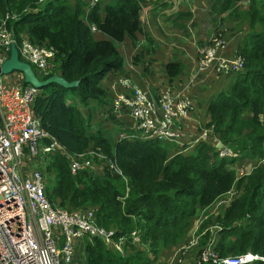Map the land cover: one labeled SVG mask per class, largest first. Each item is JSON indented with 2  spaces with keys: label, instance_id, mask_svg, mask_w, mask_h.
Returning <instances> with one entry per match:
<instances>
[{
  "label": "trees",
  "instance_id": "trees-1",
  "mask_svg": "<svg viewBox=\"0 0 264 264\" xmlns=\"http://www.w3.org/2000/svg\"><path fill=\"white\" fill-rule=\"evenodd\" d=\"M143 1L99 0L89 7L83 0H0L2 17L6 13L14 16L7 19V25L17 42L26 36L54 47L53 72L39 77L58 73L74 82H50L38 88L33 110L42 128L67 152L93 149L104 155L92 158L101 161L100 172L87 166L72 173L67 152L59 149L48 153L43 165V172L49 173L45 193L52 202L69 209L92 207L98 225L112 228L115 237H127L126 254L108 247L99 236L85 237L74 262L151 264L164 248L186 239L200 209L206 218L198 232L209 223L216 224L213 231L199 235L201 245L213 237V249L219 256L248 250L264 255V161L259 162L264 154V0H249L240 12L236 0L211 2L213 11L229 8L249 25L238 48L244 59L242 70L234 72L229 85L207 101L209 119L204 125L230 154H221L208 137L198 139L189 150L186 145L176 148L175 142L157 138H114L101 124L93 128L90 109L86 114L80 109L90 102L108 104L101 81L108 72L123 67L114 41L128 38L137 43ZM173 11L171 16L177 13ZM145 40L152 53L155 42L148 34ZM165 68L173 77L183 65L170 60ZM22 83L28 84L23 79ZM51 137L42 142H50ZM248 158H257L252 166H245L251 168L248 174L237 176L228 166ZM235 185L237 195L217 214L208 213ZM133 229H139L145 247L132 244ZM80 251L84 262L76 259Z\"/></svg>",
  "mask_w": 264,
  "mask_h": 264
},
{
  "label": "built area",
  "instance_id": "built-area-1",
  "mask_svg": "<svg viewBox=\"0 0 264 264\" xmlns=\"http://www.w3.org/2000/svg\"><path fill=\"white\" fill-rule=\"evenodd\" d=\"M83 1L90 7L99 0ZM165 1L171 4L172 10H176V0ZM240 2L246 4L249 0H237L235 6ZM9 17L14 16L6 13L0 18V264H73L79 245L89 236H99L105 245L126 254L129 251L127 237H115L112 228L98 225L92 207L69 209L52 202L45 193L46 180L42 167L24 168L26 154L30 158L43 154L44 161H47L48 153L56 149L66 150L42 128L33 110L38 88L31 84L23 85L19 78H6L1 71V64L8 58L12 44L17 47L19 59L34 65L40 73L49 71L55 49L46 43L33 42L26 36L20 43L17 42L7 25ZM91 28L96 30L94 26ZM227 47L223 35H211L207 42L198 46L195 66L188 78L159 92L139 84L131 76L118 77L113 82V110H126L132 124L128 130H121L117 138L140 136L183 145V123L191 118L193 109V97L189 90L197 73L213 68L222 75H232L243 68L242 54L238 50L229 54ZM209 135L217 146L220 140L205 125L198 131L197 140L206 139ZM46 137H51L50 142H42ZM220 153L230 154V150L221 147ZM67 155L72 173L87 166L98 168L92 158L94 155L104 156L93 149L80 153L67 152ZM262 161L264 154L259 162ZM112 165L117 168L115 163ZM239 168L238 176L248 173L244 167ZM129 237L132 244L145 247L139 229H133ZM192 237L189 244H183L181 248L195 245L198 236ZM201 253L195 264L264 261V255L249 250L219 256L213 249V237Z\"/></svg>",
  "mask_w": 264,
  "mask_h": 264
},
{
  "label": "crops",
  "instance_id": "crops-1",
  "mask_svg": "<svg viewBox=\"0 0 264 264\" xmlns=\"http://www.w3.org/2000/svg\"><path fill=\"white\" fill-rule=\"evenodd\" d=\"M211 2L212 0H179L175 10L177 13L171 16L174 11L171 7L168 8L169 3L161 0H144L140 9L142 29L137 33V43L133 44L128 38L123 41H114L123 56V67L120 71L108 72L101 81L106 90L108 104L98 105L96 102H90L88 107L81 106L82 112L86 114L90 109L92 115L99 112L100 121L112 119L120 126L119 130L113 129L110 133L111 131L102 128L110 135L117 136L122 128L127 129L132 124L126 110L121 109L118 112L113 110V82L118 77L131 76L139 84L159 92L164 87H174L176 82L188 78L195 66L198 46L207 42L211 35L221 34L226 38L228 43L226 51L229 54L237 51L247 29L241 25V21L236 20L238 17L232 13L229 14V8L222 12L211 11ZM145 34H148L155 42L152 53L146 46ZM170 60H175L183 65L182 71L173 77L168 76L165 68L166 62ZM229 76L222 75L213 68L197 73L189 90V94L193 97L191 118L183 123L182 142L184 145L187 142L190 144L189 146H192L197 141L198 131L209 119L207 101L213 94L229 85L231 82ZM93 119L92 124L97 127L94 116ZM208 138L213 142L211 135ZM189 141H193V143ZM256 161L257 158H248L239 160L232 165L235 169L243 166L250 167ZM168 258L167 260L163 258L161 264H170V259L179 260V256L175 252ZM76 259L84 262L83 252L80 251L76 255ZM159 260L160 256L151 264H160ZM73 264L78 263L75 261Z\"/></svg>",
  "mask_w": 264,
  "mask_h": 264
},
{
  "label": "rangeland",
  "instance_id": "rangeland-1",
  "mask_svg": "<svg viewBox=\"0 0 264 264\" xmlns=\"http://www.w3.org/2000/svg\"><path fill=\"white\" fill-rule=\"evenodd\" d=\"M176 1L179 2V0H176ZM248 3L242 4V2H240L239 5L237 6L238 7V11L240 12L244 8H246L248 6ZM211 11H213L212 8H211ZM230 13L231 12H229V14ZM1 17H2V15L0 14V18ZM236 20L237 21H241V25L242 26L244 25V27L246 29L248 28L249 25L247 24V21L245 19H242L241 16L238 17ZM191 25L194 26V24H192V23H191ZM242 30H243V28H242ZM32 68L34 69V72H35L36 76L39 79H41L39 77V75H47V74H51L53 72L52 64L49 66V71L47 73L37 72L35 70L34 65H32ZM3 75L6 78H19V79H21V82H22V79L24 81L22 72H20L18 69H13L10 72L3 73ZM232 77H233V75L229 76V78H231V80H232ZM23 85H24V83H23ZM80 109H81V105H80ZM93 116L96 118L95 122H97V125L101 124V127H104L106 130H109V132L111 131L110 133H112L113 129L115 131L120 129V126H118L115 122H113L112 119L105 120V121H104V119H102V121H100V118L98 117L99 116V112H96ZM93 116L91 117V121L92 122L94 120ZM93 128L96 129V126L93 125ZM110 133H107V135H109L111 137H114V138H117V136H115V135L112 136V135H110ZM183 145H181V146H183ZM185 145L188 146L187 148H189V149H191V147H192V146H189V144L187 142H186ZM181 146L176 144V148H180ZM189 149H186V150H189ZM88 157H89V155H88ZM44 160H45V157H43V154H37V155L35 154L31 158H30L29 154H26L25 158H24V162H23L24 163V168H26V169L29 168L31 170V169H33L35 167L42 166V169L44 170L43 165H44V163H47V161H44ZM27 161H29V162L27 163ZM96 165H97L98 168H96L95 171L96 172H100L101 171L100 169H102L101 161L98 162V163L96 162ZM228 166H230L231 168L235 169V167L233 165H231V164H228ZM245 170H247V169H245ZM239 171H240V168L237 167L235 169V173L237 174V176H238ZM250 171H251V168L248 169L245 172L250 173ZM248 173H244V174H248ZM44 174H45L46 183H48L49 173L47 171H44ZM236 195H237V188H236V185H235V187L229 193L224 194L217 202H215L210 208H208V213H212L213 215L217 214L219 212V210L222 207H224L225 205H227L229 203V201ZM205 216H206V214H205V210L204 209H200L199 211H197L196 216L193 218L192 225H191V227L189 228V230H188V232L186 234V239L184 241H182L180 244L176 245V246H170V247L164 248L165 250H163L161 252L160 260L158 261V262H160V264H161V262H162L161 260L163 258H164V260L169 259L168 257H170L174 252H175L176 255L179 256V260L173 261L172 259H170V261H171L170 264H195V262L201 257L202 250L207 245V243L205 245H201L199 243V240H200L199 235L201 233H204L205 230L213 231L216 228V224L214 225L213 223H209L210 225L207 224L200 232H198L202 220L204 218H206ZM208 216H212V215L209 214ZM192 236H198L197 243L195 245H193V246H186L184 248L183 247L181 248V246L183 244H186V245L189 244L190 240L193 238ZM191 260H192V262H191ZM156 264H158V263H156Z\"/></svg>",
  "mask_w": 264,
  "mask_h": 264
},
{
  "label": "water",
  "instance_id": "water-1",
  "mask_svg": "<svg viewBox=\"0 0 264 264\" xmlns=\"http://www.w3.org/2000/svg\"><path fill=\"white\" fill-rule=\"evenodd\" d=\"M13 69H18L20 72H22L24 81L28 84L35 86L36 88H39L50 82H57L63 85H70L74 83L66 81L58 73H54L45 79H39L36 76L32 66L28 62L19 59L18 50L15 44H12L8 58H6L1 64L2 73L10 72ZM217 146H221V142H218Z\"/></svg>",
  "mask_w": 264,
  "mask_h": 264
}]
</instances>
